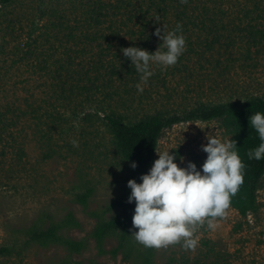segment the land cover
<instances>
[{"label": "rangeland", "instance_id": "1", "mask_svg": "<svg viewBox=\"0 0 264 264\" xmlns=\"http://www.w3.org/2000/svg\"><path fill=\"white\" fill-rule=\"evenodd\" d=\"M81 7L80 0H17L8 8L0 6V248L10 251L0 257V264H63L67 260L142 264L132 254L113 257L110 251L118 247L115 239L106 242L107 254L101 255L90 238L97 224L90 213L114 217L118 210L112 211V206L125 197L129 174L94 113L105 95L97 90L89 95L88 89L81 92L82 87H77L74 95H65L60 93L64 85L55 92L61 77L58 72L54 77L57 67L50 68L55 61L50 56L56 49L64 50L68 30L57 34L48 24L60 17L71 22L80 19ZM223 23L229 28L213 53L199 52L186 63L167 68L153 64L154 74L143 94L136 90L139 75L135 76L126 87L123 111L134 120L157 112L183 117L201 105L264 99V42H252L248 31L249 26L264 30V16L240 13ZM193 35L200 37L197 51H202L206 33ZM29 46L33 57L27 54ZM67 47L77 50L83 46ZM46 61L49 70L42 71ZM93 64L76 63L70 74L66 71L61 75L79 84L81 75ZM104 65L105 80L99 82L100 87L106 79L110 81L113 63ZM95 71L89 76L93 81L101 75ZM91 80L82 85L91 88ZM86 113H92L94 119L83 123ZM54 119L60 122L54 125ZM209 135L222 141L231 139L219 122H181L164 132L158 152L170 151L179 167L194 163L200 170L207 158L202 146L208 143ZM88 187L94 188L95 195L85 210L74 199ZM69 215L81 227L64 229L60 234L87 240L88 249L83 254L71 255L61 246L31 240L33 231L48 230ZM213 223L212 229L207 222L195 228L196 247L192 250H185L183 241L154 248L153 264H264V179L256 213L242 217L227 208Z\"/></svg>", "mask_w": 264, "mask_h": 264}, {"label": "trees", "instance_id": "2", "mask_svg": "<svg viewBox=\"0 0 264 264\" xmlns=\"http://www.w3.org/2000/svg\"><path fill=\"white\" fill-rule=\"evenodd\" d=\"M16 1L1 0L0 6L8 8ZM80 4L84 10L80 19L76 18L71 22L60 17L48 24L50 26L48 29L57 31V34L68 30L64 34L66 42V46H62L64 50L56 49L50 56V59L55 58L50 68L57 67L52 72L54 77L57 72L61 77L60 81H56L58 85L55 87V92L57 93L58 88L64 85L66 87H62L60 93L65 95L68 93L74 95L77 87H82L81 92L88 89L89 95H95L96 90L101 95H105L99 99L98 108L96 107L94 113L100 121V126L110 136L117 156L126 164L129 171L125 179V197L112 206V211L118 210V213L110 219H106L98 212L90 213L97 219L90 238L94 240L99 253L107 254L106 242L115 239L118 247L110 251L113 257H118L121 253L125 256L132 254L140 259L142 264H153L154 248H145L131 236L138 230L134 229L132 224L136 205L128 203L131 190L127 185L128 181L133 179L137 183L141 182L140 177L149 172L157 159L156 150L159 149L162 135L181 122H219L231 140L236 142V150L245 165L244 182L236 194L231 196L228 208L238 211L242 217L256 213L259 191L264 179V159L257 161L248 158V152L261 143L258 133L250 125V116L256 112L264 113V99L252 98L218 105H201L183 117L157 112L134 120L129 117V113L123 111L122 106L126 87L139 74L132 67L131 61L123 56L121 49L138 47L154 53L162 44V40L154 35L157 28L163 35L164 26L166 32H171L179 23L182 25V34L186 40V50L177 63H186L199 52L204 55L213 53L217 46L223 43L224 33L229 28L223 23L225 19L240 13H244L246 17H251L253 14L264 16V0H186L185 3L181 0H80ZM44 16L43 14L41 20ZM50 17H53V14H50ZM157 17L159 19L156 21ZM219 20L221 24L218 23ZM40 23L41 21L38 20V24ZM248 31L252 42H264V30L249 26ZM199 32L206 33L202 51H197L200 37L193 38V34ZM67 45L74 48L83 47L73 50ZM29 48L27 54L33 57L32 46ZM76 63H94L93 68L81 75L82 81L80 78L79 84H75V79L69 82L61 75L66 71L65 74H68ZM104 63H113V65L109 71L110 81L106 79L100 87L99 82L105 80L102 74L106 67ZM49 64L46 61L42 71L49 70ZM92 70H96V74L101 72L95 81L89 78ZM90 80L91 88L82 85L83 83L87 85ZM108 102L109 105H106ZM93 119L92 113H86L81 121L87 123ZM59 122L57 119L53 120L54 125ZM133 163L137 164L135 169L131 166ZM94 195V188L88 187L84 192L77 193L74 201L88 210ZM80 227L75 217L69 215L59 225H52L48 230L33 231L31 240L45 246L58 245L71 255H81L88 249L87 240L76 241L60 234L64 229ZM9 252L7 248H0V257L7 256ZM63 264L83 263L67 260Z\"/></svg>", "mask_w": 264, "mask_h": 264}, {"label": "clouds", "instance_id": "3", "mask_svg": "<svg viewBox=\"0 0 264 264\" xmlns=\"http://www.w3.org/2000/svg\"><path fill=\"white\" fill-rule=\"evenodd\" d=\"M155 19L157 21L159 17ZM154 35L162 40L154 53L138 47L121 49L139 74L135 86L138 94H143L144 86L153 76V64L162 68L174 66L186 50L179 23L174 31L166 32L164 26L163 35L159 28ZM250 125L258 133L261 143L248 152V158L259 161L264 159V113L251 115ZM207 140L208 143L202 146L207 158L200 170L194 163L181 168L170 151L156 150L159 158L149 172L140 177L141 182L128 181L131 190L128 203L136 205L132 224L138 230L131 236L137 243L145 248L159 249L183 241L184 249L192 250L196 247L195 228L207 222V227L212 229L215 227L213 220L225 214L231 196L244 182L245 165L235 141H222L215 135L207 136ZM73 145L78 146L76 141ZM131 166L135 169L137 164Z\"/></svg>", "mask_w": 264, "mask_h": 264}]
</instances>
